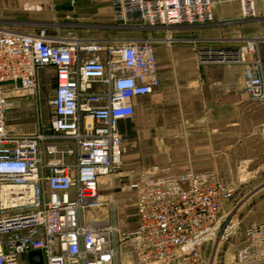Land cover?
<instances>
[{
  "label": "built area",
  "instance_id": "obj_1",
  "mask_svg": "<svg viewBox=\"0 0 264 264\" xmlns=\"http://www.w3.org/2000/svg\"><path fill=\"white\" fill-rule=\"evenodd\" d=\"M232 2L241 22L258 18L255 0H110V8L116 25L168 29L212 25L215 7ZM258 47L254 38L196 49V63L241 67L244 94L264 104ZM45 68L54 80L48 121L32 135L9 134L5 112L35 94ZM158 85L150 42L106 47L44 28L0 29V264H204L201 248L223 231L233 197L224 182L192 170L136 177L128 185L137 221L130 233L100 194L101 181L123 164L120 122ZM233 264H264V222L244 229Z\"/></svg>",
  "mask_w": 264,
  "mask_h": 264
},
{
  "label": "crops",
  "instance_id": "obj_2",
  "mask_svg": "<svg viewBox=\"0 0 264 264\" xmlns=\"http://www.w3.org/2000/svg\"><path fill=\"white\" fill-rule=\"evenodd\" d=\"M16 1L24 7L29 20L52 30V35L46 30L52 37H78L104 44V39L118 27L133 28L112 21L110 0H74L73 5L70 0ZM255 7L256 12H264V0H255ZM227 21H240L235 2L216 6L212 25L156 28L160 29L157 34L147 35L150 41L159 40L153 44L159 85L152 94L133 101V117L139 108L141 129L146 132L154 125L167 127L173 121L179 126L174 138L179 145L173 163L170 153L163 149L157 159V173L148 170L140 175L152 181L167 180L191 168L194 173L217 180L221 179L219 174L232 172L251 179L264 169V104H253L244 94L243 69L196 63L198 48H226L243 43L244 35L213 26ZM144 28L147 33L153 30ZM167 39L171 40L170 44L165 43ZM133 117L120 122L122 137V126ZM166 130L157 140H170ZM146 138L148 133L142 136ZM161 150L157 149L158 153ZM240 194L249 201L238 211L245 208L246 213L254 215L251 220L264 222V216H258L264 212V184L259 188L244 187ZM254 198L262 200L253 201Z\"/></svg>",
  "mask_w": 264,
  "mask_h": 264
},
{
  "label": "rangeland",
  "instance_id": "obj_3",
  "mask_svg": "<svg viewBox=\"0 0 264 264\" xmlns=\"http://www.w3.org/2000/svg\"><path fill=\"white\" fill-rule=\"evenodd\" d=\"M23 10L24 7L19 6L16 0H0V29L24 34H34L41 29L42 26L36 21L29 20L27 13ZM257 15L258 18L253 21H227L213 26L214 28L235 31L237 35H244L243 42L258 38L260 42L258 54L264 66V12L260 13L258 11ZM46 30L52 35V30L48 28ZM159 30L153 29L150 33H147L148 30L143 26L118 27L110 36L107 34L109 37L104 39V44L106 47H113L136 41H147L154 48L153 44L159 42V40L150 41L147 39V35H155ZM165 43L169 44L166 40ZM230 47L236 46L226 48ZM201 48L225 47L205 46ZM53 87V70L51 68L41 70L38 75V87L35 94L30 97L19 96L18 105L9 107L5 112V125L9 134L32 135L38 127L48 121L51 115V107L48 103L51 100ZM141 116V110L138 108L132 121L122 126V140L125 147L122 167L112 176L102 180L100 184V194L116 207L117 225L123 233L132 232L137 224L133 207V193L128 189V185L145 171L150 170L154 174L157 173V159L159 154L163 153V149H167L170 153L171 163H173L175 161L173 156L179 145V142L174 139L179 126L174 124L173 121L167 127L164 124H159V127L154 125L155 127L152 126V130L146 132V130L142 131L141 129ZM165 128H168V131H166L170 140L166 142L157 140L160 137L159 135L166 134ZM143 132L148 133V138L142 139ZM157 149L162 150L158 153ZM188 170L192 169L188 168L186 171ZM218 176L219 179L221 178L220 181L232 190L233 197L225 208L226 219L223 231L215 241L204 244L201 248V254L204 264H233L235 253L243 240L244 229L249 224L260 223V221L251 220L254 215L246 213L245 208L238 211L245 201H249L246 197L242 198L240 190L244 187L250 189L253 187L259 188L263 185L264 169L253 175L251 179L248 175H238L236 172L223 176L219 174ZM260 200L262 199H253V201ZM89 214L101 215L102 213L101 211H91ZM258 216H264V212L259 213Z\"/></svg>",
  "mask_w": 264,
  "mask_h": 264
}]
</instances>
